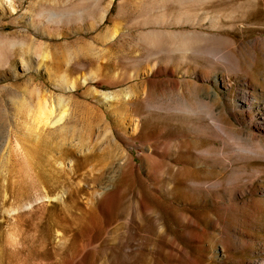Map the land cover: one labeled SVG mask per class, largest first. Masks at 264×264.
I'll list each match as a JSON object with an SVG mask.
<instances>
[{"label":"rangeland","instance_id":"374dc122","mask_svg":"<svg viewBox=\"0 0 264 264\" xmlns=\"http://www.w3.org/2000/svg\"><path fill=\"white\" fill-rule=\"evenodd\" d=\"M260 259L264 0H0V264Z\"/></svg>","mask_w":264,"mask_h":264},{"label":"bare ground","instance_id":"6f19581e","mask_svg":"<svg viewBox=\"0 0 264 264\" xmlns=\"http://www.w3.org/2000/svg\"><path fill=\"white\" fill-rule=\"evenodd\" d=\"M55 16V15H54ZM113 32V31H112ZM107 36V35H106ZM152 36V35H151ZM66 84V83H65ZM64 84V85H65ZM73 87V86H72ZM67 88H70V87H67ZM72 89V88H71ZM106 101H109L112 99L111 96H106ZM243 99L246 101V93L244 92L243 93ZM41 102V101H40ZM40 105V108L38 110V114L39 116L36 117L38 118L39 120V124H42L44 127L47 128V126H50L52 128H56V127H59V126H65L66 122H67V117H68V111L67 109H62L60 110V112L58 114H55L54 112V109L52 107H50V105H48L47 103H45L44 105ZM37 114V115H38ZM32 115V114H31ZM32 120V119H31ZM35 123V122H34ZM37 125V124H36ZM40 126V125H38ZM48 127V128H50ZM137 127V126H136ZM214 127V126H213ZM212 127V128H213ZM217 129L219 131H222V127L221 126H216ZM61 130V128H60ZM138 130V128H137ZM217 131V130H216ZM218 132V131H217ZM64 133V132H63ZM66 141L67 139L65 140L64 138L61 139L60 142H58L57 145H55V148H53V150L57 149V150H62V151H65L67 148H64L66 146ZM82 141V140H81ZM83 144V143H81ZM90 145V144H89ZM83 146V145H82ZM85 146H86V143H85ZM181 162V161H179ZM93 161H89L86 165H89L91 164L92 168L91 170H93L94 173L95 172V168L96 167H99L100 168L98 169L99 173H100V177H101V182H102V186L104 190L107 191V188H109V184L113 181V177L114 175H116L118 172H123L125 169H127V166H124L122 164H119L118 166H115L113 167L109 173L106 175L103 176V173L106 171L107 167L109 166V159L104 155L103 157H101V160H98L94 165H92ZM98 164V165H97ZM131 166V165H130ZM92 172V176L95 178V174H93ZM178 172H181V173H184L183 170H178ZM105 177V178H104ZM219 185H222L221 183H218L216 184V186H219ZM103 195V194H102ZM49 197L48 195H46V198ZM114 196L112 195L111 198H113ZM50 198V197H49ZM59 198V197H58ZM40 200V199H39ZM38 202V201H37ZM24 206V205H23ZM29 206V205H28ZM27 207V206H26ZM25 207H23L24 209ZM28 208V207H27ZM30 208V207H29ZM32 208V207H31ZM255 264H264V259H260V261L258 262H254Z\"/></svg>","mask_w":264,"mask_h":264}]
</instances>
